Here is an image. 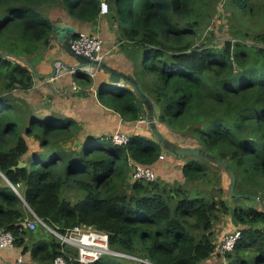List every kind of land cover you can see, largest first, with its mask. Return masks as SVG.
I'll return each instance as SVG.
<instances>
[{"label":"trees","instance_id":"1","mask_svg":"<svg viewBox=\"0 0 264 264\" xmlns=\"http://www.w3.org/2000/svg\"><path fill=\"white\" fill-rule=\"evenodd\" d=\"M102 1L159 127L192 137L235 174L230 203L240 238L229 252H218L213 230L220 216H229L216 175L221 167L184 156V184L160 188L157 179L132 181L130 162L152 167L161 155L150 135H130L122 145L106 134L80 140L75 119L34 114L14 96L33 87L35 75L20 59L33 63L43 54L55 18L97 22ZM219 4L264 22V0H0V228L12 233L14 249L29 252L34 264H50L63 254L44 227L46 235L28 246L38 232L26 230L24 222L34 214L61 235L75 226L104 231L111 250L154 264H209L213 257V264H264V207L252 198L264 203V29L254 31L243 20L242 27L231 26L232 39L216 45L213 34L206 39L202 32ZM71 76L83 89L78 95L94 85L86 72ZM97 100L125 123L145 117L126 85L98 88ZM64 189L86 195L72 204L61 198ZM240 201L250 205L241 207Z\"/></svg>","mask_w":264,"mask_h":264},{"label":"crops","instance_id":"2","mask_svg":"<svg viewBox=\"0 0 264 264\" xmlns=\"http://www.w3.org/2000/svg\"><path fill=\"white\" fill-rule=\"evenodd\" d=\"M54 21L64 22L67 25L76 28L78 33H93L100 36L102 39L105 40L104 45L102 47L103 51H111L107 54L105 61L106 64L109 65L116 72L124 73L127 75H130L132 73V66L129 59L127 58L126 49L121 48L119 45L114 48V52L110 47V44L114 37L113 31L110 30L106 18L101 16V18L97 22L83 23L65 15L57 19L55 18ZM113 27L117 30L116 26ZM56 60H62L69 66H75L77 64L75 62V59L71 57L69 53L57 43L56 38L53 36L52 33L48 48L44 50L43 54L40 57L35 58L33 63L29 62L34 67V70L37 73V76L34 77V85L30 90V93L37 94L39 97L41 96L40 98L43 97V101L46 103H66L69 109L71 110V112L68 114V117H72L73 119H75L82 128L79 136L80 140H83L85 136L88 135L99 136L102 133L104 134L106 131L112 132L115 130H121L127 132L130 135H142V133H148V131L145 129L146 123L143 122L145 120V117L141 118V120L143 121H137L132 124L125 123L117 114L105 109L103 106L100 105L99 101L97 100V92L98 88L102 86H107L109 84L107 83V73L100 70H96L93 76L94 85L89 90L85 91V94L78 95L77 93L71 91V84L73 83V80L72 76L69 74L62 76L56 81H48V79L51 77V74L53 73V64ZM66 94H68V96H66ZM161 152V154L163 155L166 154L162 150ZM26 230L30 229L26 228ZM46 230L51 233L50 230ZM32 231L38 233H36L35 237L31 238L28 241V246L34 240L40 239L41 237L46 235L45 230H42L39 227ZM224 236L221 238L220 243L223 241ZM66 246L71 251H74V248L72 246ZM22 253V248H15L14 250L0 249V264H34L30 261L29 252H25L23 253V255ZM65 253L70 256L73 255L74 252L69 253V251L67 252V250H65ZM105 256L106 259L112 262H109V264H115V262H117V259L112 258V256L115 255ZM116 257L120 259L119 262L123 260L122 262L117 264H141L132 259L119 256ZM18 258H21L20 262H18ZM215 262L216 257H213L209 260V264H213Z\"/></svg>","mask_w":264,"mask_h":264},{"label":"rangeland","instance_id":"3","mask_svg":"<svg viewBox=\"0 0 264 264\" xmlns=\"http://www.w3.org/2000/svg\"><path fill=\"white\" fill-rule=\"evenodd\" d=\"M102 3L105 4V2H103V1H102ZM107 12H108V9H107V5H106V11L104 13L101 12V16H103L104 18L107 19L106 15L109 14ZM257 18H249L243 14L242 15L234 14L233 11H231L229 8L226 9L224 6L219 4L218 8H217V14H216L214 20L211 22L209 27H207L205 30H203L202 35H204L207 39L208 37H211V34H213V42L219 46V45H221V43L223 41L232 39L231 38L233 36L232 30H231L232 25L237 26V27H242L243 22L246 21L245 25L247 26V28H253L254 31L263 30L264 29V26H263L264 22H262V19H261V21H259ZM108 25H109L110 30L113 31V37H114L111 44H110V47L115 52L114 48L119 46V44H118L119 42H118V38H117V36H118L117 32L118 31L114 27H112V23L110 25V22H108ZM80 33H82V32H79L77 34H80ZM89 34L99 37L102 40V47H103L104 42H105L104 39H102L100 36H98L96 34H93V33H89ZM116 34H117V36H116ZM246 41L248 44L258 43L257 41H253L252 39L251 40L247 39ZM259 44H262L264 46V42H261ZM107 52L110 53L111 51L109 50ZM106 57H105L104 61H106ZM48 81H49V79H48ZM73 85L74 84L72 83L71 84V91L78 93L79 91L73 89ZM119 87H121V86H119ZM30 90L27 92L26 91H21V92L16 91V92H14V96L20 100L19 102L26 101L28 103V107L30 109H32L33 112L35 111L34 114L36 113L38 115L48 116L50 113H55V114L62 116V117H68V114L71 112V110L69 109V107L66 103H64V104H61L58 102L46 103L43 101V99H44L43 97L40 98L41 96L39 97L37 94H31ZM79 90L83 91V89H81V88H79ZM66 96H68V94H66ZM26 108H27V106H26ZM159 128L162 132H164L167 135L168 138H170L172 141L176 142L177 144H179L181 146H186V145L187 146H196V145H198L197 141L193 140L192 137H190V136H180V135L175 134V133L173 134L172 132L168 131L164 126H160ZM115 132H122V133L128 134L127 132H124L121 130H115L112 132L106 131L104 134H106V136L107 135L112 136V134H114ZM128 135H130V134H128ZM142 135L148 136L150 134L149 133H147V134L142 133ZM24 136L29 141V146L32 149H35V150L38 149V142L35 141L32 136H28V135H24ZM79 136H80V133H79ZM184 163H185V158H181V157L174 158V157L167 155V154H164L163 158L159 157L157 162L155 164H153V166L151 167V169L153 170L154 178H155V180L157 179V186H159L160 188H163V187L169 188V187H172V186L177 185L179 183L184 184L185 181L183 180V175H182V167H183ZM216 175H220V177H221L220 186L224 190L225 197H227V194H225V193H227V190L229 187V179H228L226 173L222 170L218 171V173ZM130 180H132V179L130 178ZM137 180L139 182L141 181V179L140 180L137 179ZM195 184L196 185H193L194 187H198V188L200 187V189L205 190V187L203 185H198L197 183H195ZM191 185L192 184H189L187 186L190 188ZM85 195H86V193L82 190H65L64 189L63 191H61V198L70 201L72 204L81 200ZM248 204L249 203L243 202V201H240L238 203V205H241V207L248 206ZM256 206L258 208H260L258 205H256ZM38 227L43 230V227H41V226H38ZM236 228L237 227H235L230 222V216H228V215H222V217L220 216L219 220L214 222V228H213L214 233H215L216 244L220 243L221 238L225 234H228L230 232L235 231ZM114 252L117 253V251H114ZM122 254L127 255V253H122ZM119 257H121V256H119ZM112 258L117 259V262H115V264L123 261V260H121L119 262L120 259L116 256H112ZM109 262H111V261L108 259L103 260V263L109 264Z\"/></svg>","mask_w":264,"mask_h":264},{"label":"built area","instance_id":"4","mask_svg":"<svg viewBox=\"0 0 264 264\" xmlns=\"http://www.w3.org/2000/svg\"><path fill=\"white\" fill-rule=\"evenodd\" d=\"M106 11V5L101 3V12ZM71 48L86 57L94 60L104 61L109 52H104L102 48V40L91 34L80 33L76 37L70 40ZM77 71H83L87 74L94 76L95 69L82 67L76 68L69 66L62 60H56L53 64V75L49 78L50 82L56 81L66 74H74ZM117 85V84H116ZM123 87V86H122ZM74 90H79L76 84L73 85ZM107 90V88H105ZM143 121V120H141ZM145 122V120L143 121ZM109 140L116 144H126L130 135L122 132H115L112 136H108ZM163 158V154L159 156ZM131 165V179L132 181H138L141 179L146 182H154L153 170L150 166H143L134 162H130ZM34 219H25L24 226L27 229L35 230L38 226H42L51 231L53 235L59 240L62 248V255L54 258L50 264H93L100 260L105 255H115L124 258L132 259L141 264H154L146 258L137 257L134 255H124L123 252L115 253L109 248L108 235L104 231H100L86 226H75L72 229L67 230L64 235L50 229L43 220L36 217ZM240 238V232H230L224 236L223 241L220 243L219 252L226 253L233 249L235 243ZM70 245L74 248V255H68L65 253L64 246ZM0 249L14 250V237L10 231H6L0 228ZM66 255V256H65ZM21 258H18V262Z\"/></svg>","mask_w":264,"mask_h":264},{"label":"water","instance_id":"5","mask_svg":"<svg viewBox=\"0 0 264 264\" xmlns=\"http://www.w3.org/2000/svg\"><path fill=\"white\" fill-rule=\"evenodd\" d=\"M52 31H53V36L56 38L57 43L60 46H62L69 53L71 57L75 59V62L77 64L74 67L76 68L88 67V68H93L95 70L103 71L108 74L107 83L117 84L121 87L126 85L130 87L132 91H134L137 98L143 104L145 109V123H146L145 129L149 132L151 138L159 145V147L163 152L174 158L184 157V156L202 157L205 160L221 167L226 172L229 179V196H227L224 199V202L229 212L230 221L235 227H237L238 222L235 217V208L230 203L231 198L236 196L235 194L236 177L232 169L227 164V162L213 155L211 152L206 151L200 145L181 146L176 142L172 141L170 138H168L167 135L160 130L159 124L155 119L153 102L141 90L138 82L131 75L116 72L109 65H107L105 61H98L91 59L82 54H79L78 52L74 51L71 48L70 40L78 33L76 28L67 25L66 23L61 21H54ZM20 60L30 67L33 75L37 76L34 67L27 60L25 59H20ZM52 75L53 73L51 74V76ZM23 165H24L23 162L18 163V166H23ZM252 198L258 200L261 203V205L264 207V203L261 200L260 196H252Z\"/></svg>","mask_w":264,"mask_h":264}]
</instances>
